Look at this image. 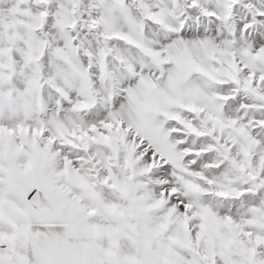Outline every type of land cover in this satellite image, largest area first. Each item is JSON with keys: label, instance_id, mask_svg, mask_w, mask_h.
<instances>
[{"label": "snow or ice", "instance_id": "obj_1", "mask_svg": "<svg viewBox=\"0 0 264 264\" xmlns=\"http://www.w3.org/2000/svg\"><path fill=\"white\" fill-rule=\"evenodd\" d=\"M0 264H264V0H0Z\"/></svg>", "mask_w": 264, "mask_h": 264}]
</instances>
